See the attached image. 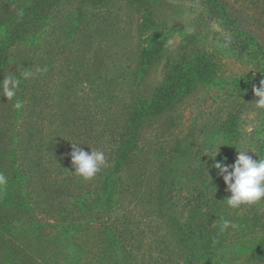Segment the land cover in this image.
Wrapping results in <instances>:
<instances>
[{
  "label": "rangeland",
  "instance_id": "1",
  "mask_svg": "<svg viewBox=\"0 0 264 264\" xmlns=\"http://www.w3.org/2000/svg\"><path fill=\"white\" fill-rule=\"evenodd\" d=\"M0 19L20 21L0 73L20 80L0 94V264H264V238L247 250L264 199L229 207L208 156L264 159V0H0ZM196 54L213 81L149 106ZM71 143L106 164L77 175Z\"/></svg>",
  "mask_w": 264,
  "mask_h": 264
},
{
  "label": "clouds",
  "instance_id": "2",
  "mask_svg": "<svg viewBox=\"0 0 264 264\" xmlns=\"http://www.w3.org/2000/svg\"><path fill=\"white\" fill-rule=\"evenodd\" d=\"M25 76H27V73H25ZM19 86V79L5 76L0 80V94L5 96L7 100L12 99L16 96V90ZM252 90L254 96L258 97L254 102L256 107L264 109V83L260 81V86H253ZM14 106L20 108L22 105L17 101ZM79 144L81 143H71L70 157L74 167L72 172L84 179H90L100 170L102 165L106 164V158L103 152L92 149L85 151L78 146ZM219 146L214 155H207L213 158L210 167L217 170L216 175L222 178L226 191L230 193L225 198L227 205L236 209L242 205H251L264 199V159H253L248 154L252 152L251 150H237V155L232 163H226L224 158L217 161L214 158L219 151ZM7 183L6 175L0 172V186ZM218 220L220 221L221 230H226L231 226V221L223 216H220Z\"/></svg>",
  "mask_w": 264,
  "mask_h": 264
},
{
  "label": "trees",
  "instance_id": "3",
  "mask_svg": "<svg viewBox=\"0 0 264 264\" xmlns=\"http://www.w3.org/2000/svg\"><path fill=\"white\" fill-rule=\"evenodd\" d=\"M31 8L34 10L37 9L38 5L34 6L32 4ZM225 13V12H224ZM226 14V13H225ZM23 16V15H22ZM23 20V19H22ZM20 22V21H19ZM16 23V20L9 19L7 22L4 23V20L0 19V29L4 33V36H2V39L0 40V73L3 71V68L5 66L7 56L4 54L5 50V41L4 38L7 40V42H12L11 36L14 35L15 29L17 28L18 23ZM256 54L258 56L259 62L264 67V48L262 44L256 43L255 44ZM214 63L211 62L210 58L207 55L204 54H196L194 57H192L189 61L185 63H180L174 67V70L169 74L170 80H166V83L159 88L156 92V95H154V100H158L157 102L152 101V103L149 104V106H155L159 107L162 99H169L172 100L176 95L185 94L188 92L192 86L198 82L202 83H210L213 81L214 78ZM264 69V68H263ZM174 81V82H173ZM262 83H264V73L262 77ZM164 97V98H162ZM157 103V104H155ZM130 133H133V131H130ZM134 134V133H133ZM129 140H122L121 143L117 145V150L121 148L126 147V142ZM125 142V144H122ZM264 148V140L262 144L259 142L257 146V150L259 152V155L261 154V149ZM114 163V166L117 163V159ZM53 187L58 186L57 181H54ZM113 188V185H112ZM111 192V190H109ZM108 193V191H107ZM107 195V194H106ZM245 218H248L246 215ZM255 218V217H254ZM73 228V227H71ZM66 229V233H68L70 230ZM264 238V235L261 236V238L256 240L257 242L252 246V248H248L250 252L255 250V245L258 244V242ZM249 260V259H248Z\"/></svg>",
  "mask_w": 264,
  "mask_h": 264
}]
</instances>
